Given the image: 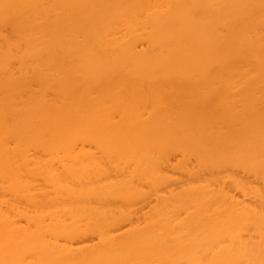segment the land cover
Instances as JSON below:
<instances>
[{"label": "bare ground", "instance_id": "6f19581e", "mask_svg": "<svg viewBox=\"0 0 264 264\" xmlns=\"http://www.w3.org/2000/svg\"><path fill=\"white\" fill-rule=\"evenodd\" d=\"M240 170L264 0H0V264H264Z\"/></svg>", "mask_w": 264, "mask_h": 264}, {"label": "rangeland", "instance_id": "374dc122", "mask_svg": "<svg viewBox=\"0 0 264 264\" xmlns=\"http://www.w3.org/2000/svg\"><path fill=\"white\" fill-rule=\"evenodd\" d=\"M240 172H241V173H240ZM233 175H234V176H235V175H239V176L241 175L240 177H241V178L243 177V178H242V181H245V179H246L247 181H245V182H247V184H248L249 181H251V183L249 182V184H248V185H249V186H248L249 188L252 187V184H253V183H256V184H254V186L256 185V186H258V188H259L260 190H262V189L264 190V184H263V181H262L261 179L258 180V178L256 179V178L251 177V176H249V177L247 176V177H246V174L244 175V172H242L241 170H240L239 172H234ZM236 177H237L238 179H241V178L238 177V176H236ZM244 178H245V179H244ZM252 180H253V181H252ZM261 181H262V182H261ZM228 185H229V184H228ZM250 185H251V187H250ZM260 185H261V186H260ZM229 186H230V185H229ZM231 187H232V186H230L228 189H230L232 192L235 191V192H234L235 195H239V196H237V197H242V198L244 197V196H243V193H241L239 190H236V189L234 190V188H231ZM254 188H255V187H254ZM256 188H257V187H256ZM231 191H230V192H231ZM232 192H231V193H232ZM234 193H233V194H234ZM249 198H250L249 196H246L245 199H243V200H246L247 202H250L251 204L254 205V204L256 203V201H255L254 199H252V198H250V199H249ZM154 199H155V198L153 197V202H154ZM155 202H156V199H155ZM155 202H154V203H155ZM254 202H255V203H254ZM154 203H153V204H154ZM147 206H148L147 204L144 205V206H142V210H143V211L147 210V208L144 209V207H147ZM255 206H258L257 203L255 204ZM148 207H150V206H148ZM149 210H150V209H148L147 211H149ZM143 211H142V212H143ZM147 213H148V212H147Z\"/></svg>", "mask_w": 264, "mask_h": 264}]
</instances>
